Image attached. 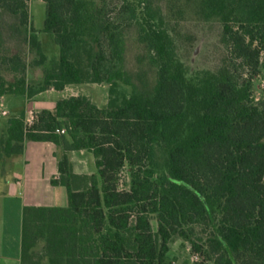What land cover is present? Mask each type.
<instances>
[{
	"label": "trees",
	"instance_id": "obj_1",
	"mask_svg": "<svg viewBox=\"0 0 264 264\" xmlns=\"http://www.w3.org/2000/svg\"><path fill=\"white\" fill-rule=\"evenodd\" d=\"M44 1V31L60 45L58 67L46 73L39 88L26 86L23 77L16 83L22 89L9 91L31 97L51 86L63 90L69 84L122 81L132 93L118 97L111 87L104 108L87 96L64 98L54 112L41 111L32 125L24 113L9 119L8 137H0V157L22 153L27 139L51 141L66 152L92 151L98 168L95 175H77L68 154L63 156L60 175L51 182L67 188L69 205L24 207L22 264H41L34 251L39 241H45L47 264H172L167 253L173 235L189 237L188 226L205 218L217 221L199 247L206 248L207 261L264 264V109L252 98L251 79L240 81L226 61L204 73L196 89L203 104L200 122L180 140L176 130L188 113L191 82L171 35L150 24L143 38L149 56L139 60L134 75L121 67L125 41L118 24L136 20V7L124 4L108 18L92 1ZM204 5L206 14L223 23V40L234 57L258 73L264 56V0H205ZM0 8L18 16L27 32L25 0H0ZM146 12L151 23V7ZM29 30L28 40L41 57L37 65H42L46 57L40 40ZM8 61L12 71L26 72L19 55ZM5 86L0 70V94ZM61 127L67 134L57 132ZM160 142L172 145L168 174L162 175L156 163ZM126 164L131 185L121 190L116 176ZM149 214L157 216L156 232Z\"/></svg>",
	"mask_w": 264,
	"mask_h": 264
},
{
	"label": "rangeland",
	"instance_id": "obj_2",
	"mask_svg": "<svg viewBox=\"0 0 264 264\" xmlns=\"http://www.w3.org/2000/svg\"><path fill=\"white\" fill-rule=\"evenodd\" d=\"M95 2L105 9L108 18H113L124 4H131L137 9L136 20L118 24L124 38L123 62L121 67L128 73L135 75L139 70V60L149 56V51L143 40L145 31L150 24L165 29L174 40L178 60L184 65L187 76L191 82L189 95V108L186 118L177 125V133L180 140L186 138L197 127L203 110L201 100L196 96V89L202 87L204 73L214 72L223 61H226L240 81L251 79L252 98L256 104L264 109V56L258 73H252L241 60L232 54L230 44L223 40V23L215 16L205 13V0H84ZM28 9L27 32L21 26L18 16L12 15L0 8V38L3 45L0 46V70L5 77V92L16 87L19 79L30 75L28 86L39 88L46 73L58 67L60 60V45L52 32H45L44 25L47 17V3L44 0H25ZM151 7L155 20L150 23L146 12ZM29 29L34 30L38 36L42 51L46 60L42 65H37L41 57L34 46L28 40ZM27 38V40H26ZM102 43L108 48L106 39ZM19 55L26 62L27 69L24 74L11 70L12 63L9 57ZM5 57V58H4ZM85 60V59H84ZM153 76V75H151ZM32 77V78H31ZM109 89L113 87L115 95L122 97L132 93V86L122 81L117 84L104 82ZM108 104V103H107ZM172 145L160 142L156 145L157 173L168 174V160ZM119 189L129 190L131 185V167L126 164L116 176ZM154 232L158 230V220L155 214H149ZM216 224L203 219L200 223L191 224L187 229V238L181 234H174L170 243L167 257L172 264H211L206 260L205 249L201 250L208 237L216 230ZM45 241H39L36 245L35 261L47 264L48 259L44 252Z\"/></svg>",
	"mask_w": 264,
	"mask_h": 264
},
{
	"label": "crops",
	"instance_id": "obj_3",
	"mask_svg": "<svg viewBox=\"0 0 264 264\" xmlns=\"http://www.w3.org/2000/svg\"><path fill=\"white\" fill-rule=\"evenodd\" d=\"M32 78V77H31ZM30 75L27 76V86ZM30 82V80H29ZM87 96L98 107L107 106L109 89L105 83L69 84L63 90L53 86L29 96L27 92L0 94V137H8L9 119L25 114L26 122L43 110L54 112L57 102L71 96ZM4 112H6L4 114ZM68 154L73 172L92 176L98 173L96 158L87 149L66 152L51 141L27 139L20 154L0 157V264H22L21 241L25 206L67 207L68 190L53 185L59 177V163Z\"/></svg>",
	"mask_w": 264,
	"mask_h": 264
},
{
	"label": "built area",
	"instance_id": "obj_4",
	"mask_svg": "<svg viewBox=\"0 0 264 264\" xmlns=\"http://www.w3.org/2000/svg\"><path fill=\"white\" fill-rule=\"evenodd\" d=\"M6 112H4V114H5ZM34 118L33 119H31L30 121H28V125H32L33 123H34ZM57 132L58 133H60V134H67V129H66V127H61V128H58L57 129Z\"/></svg>",
	"mask_w": 264,
	"mask_h": 264
}]
</instances>
